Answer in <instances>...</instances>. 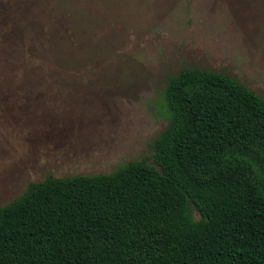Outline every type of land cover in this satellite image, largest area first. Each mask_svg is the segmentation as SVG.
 <instances>
[{
  "label": "rangeland",
  "instance_id": "rangeland-1",
  "mask_svg": "<svg viewBox=\"0 0 264 264\" xmlns=\"http://www.w3.org/2000/svg\"><path fill=\"white\" fill-rule=\"evenodd\" d=\"M184 68L264 98V0H0V207L149 160Z\"/></svg>",
  "mask_w": 264,
  "mask_h": 264
},
{
  "label": "trees",
  "instance_id": "trees-1",
  "mask_svg": "<svg viewBox=\"0 0 264 264\" xmlns=\"http://www.w3.org/2000/svg\"><path fill=\"white\" fill-rule=\"evenodd\" d=\"M162 103L149 160L48 176L1 206L0 264H264V98L184 68Z\"/></svg>",
  "mask_w": 264,
  "mask_h": 264
}]
</instances>
